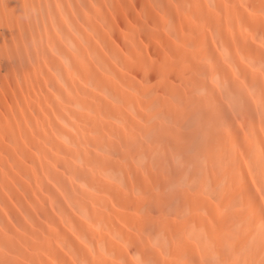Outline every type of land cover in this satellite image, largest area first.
<instances>
[{"label": "bare ground", "instance_id": "6f19581e", "mask_svg": "<svg viewBox=\"0 0 264 264\" xmlns=\"http://www.w3.org/2000/svg\"><path fill=\"white\" fill-rule=\"evenodd\" d=\"M264 0H0V264H264Z\"/></svg>", "mask_w": 264, "mask_h": 264}, {"label": "snow or ice", "instance_id": "6c2138e0", "mask_svg": "<svg viewBox=\"0 0 264 264\" xmlns=\"http://www.w3.org/2000/svg\"><path fill=\"white\" fill-rule=\"evenodd\" d=\"M262 95H264V90H262ZM261 169H262V178H264V157L261 159Z\"/></svg>", "mask_w": 264, "mask_h": 264}]
</instances>
